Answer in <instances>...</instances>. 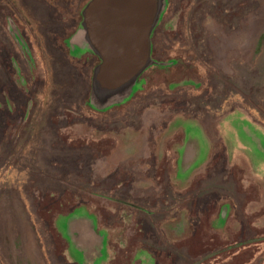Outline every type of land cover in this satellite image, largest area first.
<instances>
[{"label":"rangeland","instance_id":"rangeland-1","mask_svg":"<svg viewBox=\"0 0 264 264\" xmlns=\"http://www.w3.org/2000/svg\"><path fill=\"white\" fill-rule=\"evenodd\" d=\"M178 1L186 10L167 25L174 30L162 35V24L154 30L158 32L155 45L171 52L159 61L152 57L158 64L149 67L145 71H149L146 77L138 79L132 95L116 105L121 106L116 110L125 108L129 117L132 110L136 111L135 117L139 118L140 126L131 123L123 128L117 126L119 133L110 130L107 133L105 129L103 139L97 128L100 127L98 118L93 115L79 116L74 112L88 109L84 97L94 61L92 52L85 50L89 55L79 54L78 57L69 55L71 49L80 47L71 41L69 44L66 42L74 33L70 23L66 21L62 25L60 21L58 23L62 26L58 27L48 24L50 17L56 16L54 21L57 22L71 18L75 13L79 20L81 0H0V18L7 16L11 42L10 46L2 43L4 36L0 29V264H41L34 257V249L37 248L35 232L42 242L48 243V238L55 237L57 248H63L60 237L54 231L53 221L57 215L84 204L82 201L90 202L89 198L81 195L94 191L83 188V173L93 169L100 176L116 175L120 166V172L131 174L128 177L132 181H127L126 186L130 191L139 192L144 181L133 180V176L150 174V165L158 170V175L171 162L169 158L165 165L159 166L146 147L147 143L152 141L155 147H159L166 137L171 136L169 140L174 145L184 142L186 134V146L189 144L190 150L197 155L200 152L198 146L205 147L204 143L201 144L205 139L194 128L205 133L204 138L213 148L206 159L204 151H201L199 156L204 160L200 163L203 164L200 166L196 159L197 164L190 170H194L195 181L206 182L204 187L200 185L198 188L202 196L197 211L203 210L204 215L201 213L199 216L206 219L210 217L212 206L218 202L221 209V221L218 223L223 226L229 202L228 178L236 171L232 172L235 168L230 161L218 166L221 156L216 155L214 147L225 144L230 148L231 143H243L247 132L251 134L248 135L252 136L251 139L256 137L258 142H264V0ZM57 4H61L60 8ZM155 32L151 36L152 49ZM175 63L178 67L171 71ZM159 70L167 73H160ZM165 76L166 83H163ZM149 79L159 84L157 87L161 90H154L161 92L157 94H163L165 85L166 89H173L175 96L166 98L163 103L149 98L133 100L139 98L136 96L139 90L146 94L154 89L152 84L149 88ZM74 93H78L76 100V97L71 99ZM129 102L132 107L126 108ZM111 112L115 114L114 110H108L107 114ZM119 114L117 118H123ZM149 115L151 119H146ZM83 117L97 127L81 123L79 118L83 121ZM170 120L167 131L163 133L159 126ZM147 122L155 129H150ZM90 129L91 133L85 136L84 131ZM116 140L119 147L113 146ZM68 141L73 147L71 151L78 156L92 154L96 163L73 164L70 167L76 173L75 177L67 171V166L55 164V159L51 158L52 153L61 151L51 149L50 145ZM126 143L135 146L133 154L128 157L122 153L126 152L122 147ZM260 143L262 146L255 144L257 149L248 153L253 163L248 168L257 174L250 172L247 179L252 180V185L263 188L264 192V166L258 163L260 160L264 163V143ZM228 152V160L234 157L237 167L249 165L250 157L247 160L245 148ZM78 156L75 159L72 157V162L81 159ZM60 159L61 163L67 160L63 155ZM86 159L81 160L87 163ZM204 161L211 164L205 165ZM220 167L230 172H224ZM183 170L179 171L181 175L186 173ZM179 172L176 174L171 169L169 189L178 188L172 174L179 176ZM224 174L225 177L228 175L227 178ZM217 175L220 179H215ZM50 180L60 187H68L70 192L60 195L50 191L51 187L43 186ZM154 184L149 191H163L165 188L163 182ZM250 197H253L252 193ZM251 201L255 209L260 210L259 217L249 221L253 228H257L264 223V196L260 194L259 200ZM90 204L88 208L92 209L97 202ZM258 219L263 220L261 224L256 222ZM76 223L81 227L84 225L83 220ZM200 227L197 233L195 230L188 231V245L193 254L200 257L198 261L190 259L188 264H264V229L256 233L253 230L252 236L261 238H253L244 246L231 244L234 237L230 228L225 232L218 230V237L213 238L208 226ZM241 236L245 237L246 233ZM46 246L51 248L49 244Z\"/></svg>","mask_w":264,"mask_h":264},{"label":"crops","instance_id":"crops-1","mask_svg":"<svg viewBox=\"0 0 264 264\" xmlns=\"http://www.w3.org/2000/svg\"><path fill=\"white\" fill-rule=\"evenodd\" d=\"M90 1L91 0H89L88 3ZM81 24L79 25L78 29L80 28ZM160 24L161 21L155 28L156 30L158 27H160ZM165 50L164 48L160 49L157 47V45H155L152 49L153 59L159 61L164 55H167L168 52H171L170 50ZM174 65L171 67V71L178 67V63H175ZM190 66H192V64H190ZM159 72L163 74L167 73L160 70ZM150 80L151 79H149L148 82H151ZM74 83L76 84V81H74ZM150 86L151 85H149V88ZM152 86H154V89H150L146 94H142L139 90L136 94V96L139 98H133V100L138 101L143 98H149L151 101L163 103L166 102V98L175 96L171 87H169V89L165 88L163 94H157L161 92L156 93L154 90L158 89L160 91L159 87H157L155 84ZM77 94L78 93H74L73 96H71V99L73 100V97H76L74 100L78 99ZM171 100L174 99H168V101ZM129 104L130 102L126 104V108L129 106L132 107V105ZM240 105H246V103H240ZM114 111L115 114L114 112H111L112 114H107L108 112L99 114L88 109L74 110V112L79 116L93 115L96 119L98 118L100 120V125L98 126L100 127L95 125L93 126L90 122L86 121L85 117H83V121L80 118L79 120L84 125L97 127L103 134V139L106 136L105 129L107 130V133H109V130L119 133L120 130L116 129L117 126L123 128L129 126L128 124L130 123L133 126H140L141 123L139 118L135 117L137 113L136 111L132 110L130 117L128 116V111L125 108H123V110ZM85 112L87 115L84 114ZM119 113H121V117L123 118H117L120 117ZM114 117L117 119L110 120V118L113 119ZM146 119H151V116H146ZM170 122L171 120L168 123L165 121L162 126H159L163 133L167 131L169 127L168 124ZM146 124H149L148 127L150 129H155L154 125H151L148 122ZM195 124L199 127L198 123ZM107 126L109 127L107 128ZM194 129L196 132H201L202 139H205L201 142V144L204 143L205 147H198L200 152L204 151L206 155L204 159H206L208 156H210L211 150L213 148L210 147V144L207 142V138H204L205 133L201 129ZM84 133L85 136L87 133L90 134L91 129L90 131L85 130ZM248 135L251 134L247 132V136L243 138V143H231L232 145L230 148L225 146V144L214 147V149L216 148V155L221 156V161H219L218 166L222 164L225 165L226 161H230L233 168H235V170L231 171H236V174L234 173L233 175L229 176V180L227 179L229 181L227 189L229 202L227 204V217L222 220L223 226L219 225L218 223L221 221V209L218 205V202L212 206L210 217H207L206 219L205 217L199 216L201 213L204 215L203 210L197 211L199 208L197 205H199L201 201L200 197L202 196L200 195L201 193L198 191V188H200V185L201 187H204L206 182L201 180L195 181L196 177L193 173L194 170L192 172H190V170L193 169L197 164H195L196 159L199 161L200 166L203 164V162L200 163L202 160H204L199 156L200 152L196 155L194 152H192V150H190L189 144L186 146V134L183 139L184 142H177L174 143V145L170 143V136L166 137L164 143H160L159 147H155L152 141L147 143L148 146L146 147L150 149L152 152L151 155H153L157 160L159 166L165 165L169 158L171 159V162H169L167 167L163 166L165 167V170L161 169V173L159 172L158 175L156 173L158 170L151 168L150 165V171H148L150 174H140L136 178L133 176V180L144 181V183L141 185L142 189L139 192L135 193L134 191H130V189L126 186V182L131 180L128 175L131 174L120 172V166L117 167V172H115L116 175L110 174L107 176H100L96 173L97 171H93V169L83 173V188L85 190L87 187L92 188L94 191H87L86 194L81 193V195L86 196L85 198H89L90 202L86 203L82 201L84 204L75 206L67 213L59 214L55 217L53 221V228L56 235L60 237L63 243L62 249L57 248L55 237L48 238V243H46L44 241L42 242L35 232L37 241V248L36 250L34 249L35 259L41 264H188L189 261H198L200 258L199 256L193 254L190 245H188V231L195 230L197 233V229L201 228L200 226L202 225L206 227L208 226L209 234L213 238L218 237V230L220 231L222 229L223 232H225L227 228H230L229 230L234 237V241L231 243L232 245L245 246L250 243L253 238H261L260 236H252L251 232L254 230L256 233V231L264 229V223L261 224L263 220L258 219L256 221L257 223L261 224L258 225L257 228H253V225H250L249 221L255 220V217L258 218L260 212V210L258 211L255 209L251 200L256 198L259 200L260 194L263 197L264 192L262 191L263 188L252 185V180L247 178L249 177L248 174L250 172H252L253 175L257 174L250 169V167L253 166V163L251 159L252 157L248 155V153L257 149L255 144L262 146L260 142H264H258L256 137L251 139L252 136L249 137ZM166 140H169L168 143ZM68 142L61 143L60 145L53 142L50 145L51 149L56 150L58 148V150L61 151L54 152L51 155V158L55 159L53 160L55 164L58 163L59 165L67 166V171H71V173H73L74 170H72L70 167L73 164L82 163L83 165H88L95 163L94 159L92 160V154L87 155L84 153L85 155L78 156L75 154V151L70 150L73 147L70 144L71 142ZM100 142L103 144V140H100ZM126 144L122 146L126 152L122 153H125L128 157L129 155L133 154L135 146ZM116 145L119 147L118 140H116V144H114L113 141V146ZM237 148H245L247 160H249L248 157H250L249 165L243 167L244 170H242L243 168L236 166L235 159L233 157L234 153L232 156L233 159L228 160L227 152L232 149L236 150ZM157 149L158 151H156ZM161 150H163V152ZM61 155L65 156V159H67L64 160L63 163L59 162L61 161ZM76 156H78V158L81 157V159L88 158L86 159L88 162L83 163L81 159H77V161L72 162V159H75ZM106 157L108 156L106 155ZM258 163L259 166H264L262 160H260ZM210 164L211 163L207 161L205 162V165L209 166ZM248 166L250 167L248 168ZM205 167L207 166H204L203 168ZM220 168L225 170L224 167ZM171 169L173 172H176V174L181 171V169L186 171V173H182L184 175H181V172H179V176L172 174L174 181L179 188H177L178 190L168 188V177L171 176ZM226 171L228 173L230 172L228 170H225L224 172ZM262 172H264L263 169ZM73 174L75 177L76 173ZM227 176L225 177L224 174L225 178H227ZM217 177L220 179L218 175L215 176V179ZM187 180L189 181L188 185ZM246 180L247 184L245 183ZM152 182H163L165 188L162 189L163 191L159 190L156 192H151L149 190H151V187L155 185ZM193 185L195 186L194 188ZM43 186L51 187L49 188L50 191H55L60 195H65L70 192L68 187H60L59 184L54 180H50L48 184H44ZM189 189L194 191L190 192ZM75 193L74 195L77 194ZM251 193L253 194V197H250ZM188 197H190V199H188ZM93 201L97 202V205L94 206V208L89 209L88 206L91 205L90 203ZM81 220L84 221L83 227L76 223ZM31 224L33 229H35V225L33 223ZM137 228L139 231H136ZM245 233V237L241 236V234ZM47 244H49L51 248H46ZM4 253H6V250H4Z\"/></svg>","mask_w":264,"mask_h":264},{"label":"water","instance_id":"water-1","mask_svg":"<svg viewBox=\"0 0 264 264\" xmlns=\"http://www.w3.org/2000/svg\"><path fill=\"white\" fill-rule=\"evenodd\" d=\"M166 0H91L82 12L72 44L101 60L93 71L90 103L105 111L130 97L152 65L151 36L166 11Z\"/></svg>","mask_w":264,"mask_h":264},{"label":"flooded vegetation","instance_id":"flooded-vegetation-1","mask_svg":"<svg viewBox=\"0 0 264 264\" xmlns=\"http://www.w3.org/2000/svg\"><path fill=\"white\" fill-rule=\"evenodd\" d=\"M88 1L89 0H81V10H80V12H79V20H77V18H76V16H75V14L74 15H72L71 16V18H69V17H67L66 19H63V20H58L57 22H55L54 21V19H57L56 18V16L54 17H50L48 20H49V22H48V24L50 23V26H52L53 27V25L55 26V27H58V25H60V26H62L63 24H64V22H66V21H68L69 23H70V27H71V31H73L74 33L73 34H71V36H69L68 38H67V40H66V42L69 44L70 43V41L72 40V38H73V36H74V34H75V32L77 31V29H78V27H79V25H80V19H81V14H82V10H83V8L85 7V5L88 3ZM59 2V1H58ZM178 0H176V1H174V0H167V8H166V11H165V13L163 14V16H162V20H161V24H162V30H161V32L160 33H163L162 35H164V34H170L174 29H170L168 26H169V24H171L172 23V20H174L175 18H176V16L177 15H179V14H181L182 13V11H184V10H186V7L185 6H183V7H181L180 6V4H178ZM181 3H183V1L181 2ZM58 6L57 7H59L60 8V5L61 4H57ZM6 15H4L3 16V18H0V29L2 30V34H3V36H4V39H3V41H2V43L3 44H6V43H8V45L10 46V36H9V34H10V25H7V23H9V21H8V19H6ZM169 17V18H168ZM168 18V19H167ZM52 21V22H51ZM60 21H62V22H60ZM58 22H60L61 24H59ZM10 23H11V21H10ZM53 23V24H52ZM168 25V26H167ZM161 26V25H160ZM60 29H57V31H59ZM60 32V31H59ZM155 32V31H154ZM158 34V32H155L154 33V44H153V47L155 46V42H156V40H155V37H156V35ZM157 45V44H156ZM90 52V51H89ZM89 52H85V50L84 49H81L80 47H77V48H75L74 50H70V52L68 53L69 55L71 54L73 57H78V55L80 54V55H89ZM94 54V53H93ZM95 55V54H94ZM95 57L96 58H98L96 55H95ZM94 57V59H95V66L97 65V64H99V63H97L96 61H97V59ZM93 64H94V61H93ZM94 66V67H95ZM82 83H84V84H86V82L84 81H81Z\"/></svg>","mask_w":264,"mask_h":264},{"label":"trees","instance_id":"trees-1","mask_svg":"<svg viewBox=\"0 0 264 264\" xmlns=\"http://www.w3.org/2000/svg\"><path fill=\"white\" fill-rule=\"evenodd\" d=\"M86 6V5H85ZM84 9V8H83ZM81 21H80V24H81V22H82V14H81V19H80ZM92 57H93V59H94V57H95V55L92 53ZM96 58V57H95ZM97 59V63H99L100 62V59L99 58H96ZM94 66H95V59H94V64L92 65V67H91V76H90V81H91V78H92V74H93V70H94ZM148 72L149 71H147V72H145L143 75H142V79L143 78H145L146 77V75L148 74ZM166 77V76H165ZM166 79H167V77L165 78V81L163 82V83H166ZM89 81V87L87 88V92L85 93V97H84V99H85V102H86V106H87V108L89 109V110H91L92 112H94V113H99V114H104V112L105 113H107L108 112V110L110 111V110H116L117 108H119V107H121V106H114V107H112V108H109V109H107V110H105V111H103V112H99V111H97L92 105H91V103H90V88H91V82ZM151 82H148L149 83V85H153L154 83H152V81H154V80H150ZM168 83L170 82V81H167ZM156 85V84H155ZM159 85V84H158ZM157 85V86H158ZM160 88V87H159ZM164 88H165V85H164ZM164 88L162 89L163 91H164ZM161 90V89H160Z\"/></svg>","mask_w":264,"mask_h":264}]
</instances>
